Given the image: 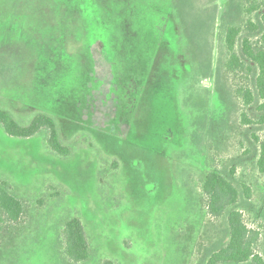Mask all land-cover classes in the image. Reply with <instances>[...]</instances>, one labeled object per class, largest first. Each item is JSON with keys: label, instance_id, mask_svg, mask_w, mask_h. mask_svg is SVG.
<instances>
[{"label": "rangeland", "instance_id": "obj_1", "mask_svg": "<svg viewBox=\"0 0 264 264\" xmlns=\"http://www.w3.org/2000/svg\"><path fill=\"white\" fill-rule=\"evenodd\" d=\"M242 4L0 0V108L20 124L50 116L70 150L0 127V186L23 204L16 222L0 210V264H206L228 241L202 191L212 169L249 187L230 210L264 260V111L237 94H255L253 75L224 67L222 27L245 22ZM74 217L80 263L64 250Z\"/></svg>", "mask_w": 264, "mask_h": 264}, {"label": "trees", "instance_id": "obj_2", "mask_svg": "<svg viewBox=\"0 0 264 264\" xmlns=\"http://www.w3.org/2000/svg\"><path fill=\"white\" fill-rule=\"evenodd\" d=\"M242 8L247 16L243 24L222 27L228 52L224 67L229 73L253 75L255 94L248 87L237 90V94L246 106L256 99L260 100L259 109L264 111V0H243ZM254 15L256 21L253 20ZM237 45L239 50H236ZM242 121L250 124L245 115H242ZM0 127L6 136L17 139H30L46 132V143L51 151L62 157L70 155V150L60 142L55 121L46 114H36L27 124H20L7 110L0 108ZM256 166L259 172H264V142L259 145ZM239 186L229 182L215 169L203 174L202 191L207 198V212L212 218L225 215L228 230L227 243L214 252L206 264H264L254 250L257 233L247 228L239 211L230 210L241 195L249 196V187ZM0 210L5 222H16L23 214L22 202L7 191L4 183L0 186ZM64 250L67 258L74 263L86 261L89 257L85 230L76 217L64 225Z\"/></svg>", "mask_w": 264, "mask_h": 264}]
</instances>
